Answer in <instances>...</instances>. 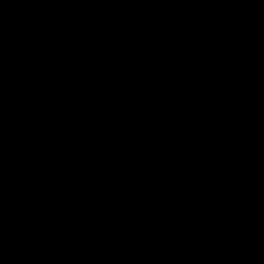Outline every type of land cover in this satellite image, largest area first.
Wrapping results in <instances>:
<instances>
[{
  "label": "water",
  "instance_id": "water-1",
  "mask_svg": "<svg viewBox=\"0 0 264 264\" xmlns=\"http://www.w3.org/2000/svg\"><path fill=\"white\" fill-rule=\"evenodd\" d=\"M0 264H264V0H0Z\"/></svg>",
  "mask_w": 264,
  "mask_h": 264
}]
</instances>
